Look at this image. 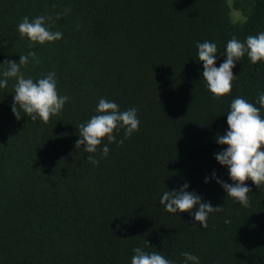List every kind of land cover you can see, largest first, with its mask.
I'll return each mask as SVG.
<instances>
[{
    "label": "trees",
    "instance_id": "1",
    "mask_svg": "<svg viewBox=\"0 0 264 264\" xmlns=\"http://www.w3.org/2000/svg\"><path fill=\"white\" fill-rule=\"evenodd\" d=\"M39 16H51L46 26L62 38H21L18 24ZM262 31L264 0H0V65L34 52L24 77L54 72L58 94L69 98L48 123L19 106L18 120L16 79L0 88V264H131L137 247L173 264H184V252L200 264H264V187L246 181L249 206L240 205L216 182L233 183L215 159L227 147L216 137L228 130L232 100L259 107L264 61L245 54L231 92L214 98L196 47L215 43L219 67L230 39ZM102 98L121 112L136 108L139 130L119 146L124 129L114 130L115 142L104 138L86 153L75 147L79 125ZM185 183L223 207L207 228L194 220L198 205L169 213L159 203Z\"/></svg>",
    "mask_w": 264,
    "mask_h": 264
},
{
    "label": "clouds",
    "instance_id": "2",
    "mask_svg": "<svg viewBox=\"0 0 264 264\" xmlns=\"http://www.w3.org/2000/svg\"><path fill=\"white\" fill-rule=\"evenodd\" d=\"M59 19V15H57ZM52 21L51 16H39L31 22L24 17L18 24V33L21 38L27 37L29 41L44 44L54 42L62 38L59 31H51L46 22ZM198 59L203 64V79L206 87L214 98H220L229 94L232 90V82L236 78L233 75V68L245 54L255 64L264 61V31L258 35H250L245 42H240L233 37L226 45V60L216 67L217 45L205 41L197 43ZM36 54L29 52L26 56L20 55L19 62L5 61L0 68V88L7 86L9 78H15L12 112L19 120L20 110L33 121L40 119L48 123L50 118L58 115L63 109L68 97L60 96L57 91V82L54 72H49L43 78L34 82L31 78H25L21 73V66L28 64L29 57L35 59ZM7 67H4V66ZM259 107L254 106L244 98L237 97L230 104V111L227 114L228 130L225 135L217 136L216 143L226 145V149L215 155V159L222 166L228 168L230 179L233 183L216 179V182L227 193V196L245 207L249 206L248 193L251 189L246 186V181L251 180L258 187H264V116L261 109H264V93L258 96ZM97 115H94L86 124L79 125V136L75 147L86 153L95 154L98 146L104 138L109 143L116 141L114 130L124 129V138L118 142L122 145L124 139L131 137L133 132L139 130L140 121L137 118V109L131 108L121 112L119 105L106 99H100L96 108ZM109 148L105 145L101 155L107 157ZM88 162L98 165L99 160L95 155L87 157ZM215 178V172H213ZM209 182L205 179V183ZM189 185L175 191H165L160 198V205L169 213L190 212L195 206H199L194 213V220L199 222L203 228H207V218L210 213L220 212L222 206L213 207L210 203L202 202V199L195 192H188ZM135 255L131 264H173L157 252L146 253L137 247L133 249ZM184 264H200L199 258L189 252L182 253Z\"/></svg>",
    "mask_w": 264,
    "mask_h": 264
},
{
    "label": "rangeland",
    "instance_id": "3",
    "mask_svg": "<svg viewBox=\"0 0 264 264\" xmlns=\"http://www.w3.org/2000/svg\"><path fill=\"white\" fill-rule=\"evenodd\" d=\"M232 14H234L235 16H239L240 15L238 11L237 12L233 11Z\"/></svg>",
    "mask_w": 264,
    "mask_h": 264
}]
</instances>
